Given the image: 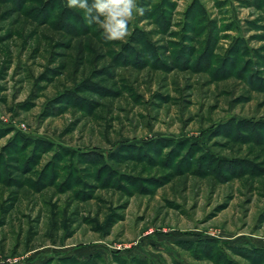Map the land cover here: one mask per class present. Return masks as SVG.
Wrapping results in <instances>:
<instances>
[{
	"label": "rangeland",
	"instance_id": "1",
	"mask_svg": "<svg viewBox=\"0 0 264 264\" xmlns=\"http://www.w3.org/2000/svg\"><path fill=\"white\" fill-rule=\"evenodd\" d=\"M137 4L0 0V264H264V0Z\"/></svg>",
	"mask_w": 264,
	"mask_h": 264
},
{
	"label": "clouds",
	"instance_id": "2",
	"mask_svg": "<svg viewBox=\"0 0 264 264\" xmlns=\"http://www.w3.org/2000/svg\"><path fill=\"white\" fill-rule=\"evenodd\" d=\"M67 7L81 10L86 23L97 25L106 41H125L130 23L145 11L137 0H67Z\"/></svg>",
	"mask_w": 264,
	"mask_h": 264
},
{
	"label": "trees",
	"instance_id": "3",
	"mask_svg": "<svg viewBox=\"0 0 264 264\" xmlns=\"http://www.w3.org/2000/svg\"><path fill=\"white\" fill-rule=\"evenodd\" d=\"M260 128H263L264 126H261V124L258 125ZM85 264H89V262L85 263ZM139 264H143V263H139Z\"/></svg>",
	"mask_w": 264,
	"mask_h": 264
}]
</instances>
